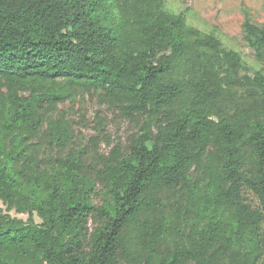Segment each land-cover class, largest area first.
<instances>
[{"label": "trees", "instance_id": "obj_1", "mask_svg": "<svg viewBox=\"0 0 264 264\" xmlns=\"http://www.w3.org/2000/svg\"><path fill=\"white\" fill-rule=\"evenodd\" d=\"M241 27L256 66L164 0H0V264H264V24ZM85 93L136 132L80 139L59 105Z\"/></svg>", "mask_w": 264, "mask_h": 264}, {"label": "rangeland", "instance_id": "obj_2", "mask_svg": "<svg viewBox=\"0 0 264 264\" xmlns=\"http://www.w3.org/2000/svg\"><path fill=\"white\" fill-rule=\"evenodd\" d=\"M168 11L186 13L187 21L206 32H213L228 47L238 50L251 66L257 62L252 50L243 40L242 23L246 17L257 24H264V0H164ZM72 121L74 132L84 142L91 136L100 139V152H108L110 146L104 141L109 137L114 142H125L136 132V126L120 116L97 99L96 95L81 94L73 101L59 105ZM113 144V143H111ZM99 203V197H95ZM0 201V212H6ZM11 216L25 220L27 214L8 211ZM36 222L40 219L34 215Z\"/></svg>", "mask_w": 264, "mask_h": 264}]
</instances>
